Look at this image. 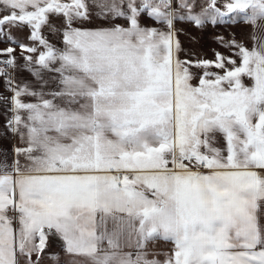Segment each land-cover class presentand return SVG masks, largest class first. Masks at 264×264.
<instances>
[{
  "label": "snow or ice",
  "instance_id": "obj_1",
  "mask_svg": "<svg viewBox=\"0 0 264 264\" xmlns=\"http://www.w3.org/2000/svg\"><path fill=\"white\" fill-rule=\"evenodd\" d=\"M93 15L106 26L83 27ZM241 20L260 26L264 0H0V42L37 85L0 50L4 128L23 145L0 159V264H41L53 235L65 264H264V40L216 37L237 64L182 60L176 39L177 21ZM24 27L28 44L11 35Z\"/></svg>",
  "mask_w": 264,
  "mask_h": 264
},
{
  "label": "rangeland",
  "instance_id": "obj_2",
  "mask_svg": "<svg viewBox=\"0 0 264 264\" xmlns=\"http://www.w3.org/2000/svg\"><path fill=\"white\" fill-rule=\"evenodd\" d=\"M200 4L204 3V0H198ZM50 23L54 24L57 29H61L63 26V17H56L50 16ZM115 23H125L122 19H117L114 21ZM106 21L96 18L93 15V18L89 22H85L83 25L92 24V25H105ZM141 23L149 24V25H156L160 27L161 24L157 25L155 21L149 19L146 14L142 15ZM260 26H253L249 23L244 21H238L235 24H217L213 26L210 22H207L203 28H196L189 22H180L177 21L175 23V28L177 29L176 39L179 41L182 51L179 53L180 59H207L210 61H214L216 59V52L221 53L225 57H231L235 59L237 64L240 62V58L234 55L235 51L238 49L233 48H226L223 47L220 42L216 39V37H223L225 41L235 40L237 43L243 44L246 48L251 50L255 45H257L260 41L264 40V22H258ZM80 26V25H76ZM5 31H8L7 26L5 27ZM43 34L49 39V41L56 45V47H61L59 33L53 34L49 31L47 27L43 30ZM29 34V29L24 27L23 29H12L11 35L16 37L17 39L21 40L22 42L28 44L30 41L27 39ZM3 43L0 42V45ZM7 47L14 48V56H18L20 64L23 65L25 63L23 57L21 56V49L19 48L18 44H9L6 43ZM5 46H3L4 48ZM24 55H28V53H24ZM0 58H7L6 56H0ZM12 70V69H11ZM10 70V72H11ZM196 71V70H194ZM209 71L217 72L219 71L214 66L209 68ZM9 72V73H10ZM20 74L22 76L31 75L28 71L21 69ZM197 81L194 80L193 83L195 84ZM243 83L246 86H250L252 81L248 77H243ZM57 239V237H55ZM54 239V240H55ZM57 241V240H55ZM55 244H48L46 248L48 250L52 248ZM172 248L171 242H163L161 244L157 242H153L149 245V249L151 251L156 252H168ZM49 255V254H48ZM59 255V261H52L48 258L41 260V264H65V261L68 257L64 256L63 254ZM151 258V257H149ZM160 260H163V255L157 257ZM35 259V257L33 258Z\"/></svg>",
  "mask_w": 264,
  "mask_h": 264
},
{
  "label": "crops",
  "instance_id": "obj_3",
  "mask_svg": "<svg viewBox=\"0 0 264 264\" xmlns=\"http://www.w3.org/2000/svg\"><path fill=\"white\" fill-rule=\"evenodd\" d=\"M146 26H151L149 24H144ZM159 25V24H157ZM83 27L86 28H94L97 27V25H92V24H86L83 25ZM152 27H157V28H163V25H160V27L156 26V25H152ZM3 44L0 45V50L6 48V43L2 42ZM3 46H5L3 48ZM62 47V44H61ZM16 57V62H17V68L15 71L10 70L8 72H10V74H12L17 82H30L34 88L37 87L36 82L34 77H32L31 75L28 76H22L20 74V70L23 69L22 66L18 59V56ZM47 78V74L46 77ZM49 88H54L55 85L54 84H50L48 86ZM0 95L5 96V97H10L12 95V93L10 91H8L5 86H4V78L0 77ZM26 100H31L33 98L30 97H25ZM7 109V105L5 104L4 101L0 100V159H3L5 157V155L7 156V160L10 163L11 160L13 159V148L14 146H23L20 144V139L18 135L12 134L11 132H8L5 128H4V124L6 122V118H9L11 116L10 112H6ZM217 147H222L223 146V140L222 137L218 138L216 145ZM11 215V213H9ZM260 223L262 225H264V206H262L261 209V216H260ZM56 236H50L49 240H48V244H55L52 248H50L48 250V248L45 249V252L43 254V259L48 258V254L50 253H55V254H63L64 256H66L65 252L63 251V242L57 237V239H55ZM57 241H55V240ZM154 242H157L159 244L165 242L162 239H158ZM129 251H134V249H129ZM67 257V256H66ZM34 258V257H33Z\"/></svg>",
  "mask_w": 264,
  "mask_h": 264
},
{
  "label": "built area",
  "instance_id": "obj_4",
  "mask_svg": "<svg viewBox=\"0 0 264 264\" xmlns=\"http://www.w3.org/2000/svg\"><path fill=\"white\" fill-rule=\"evenodd\" d=\"M0 59H4V58H0ZM0 67H4V65H0ZM11 68L8 69V71L10 70Z\"/></svg>",
  "mask_w": 264,
  "mask_h": 264
}]
</instances>
